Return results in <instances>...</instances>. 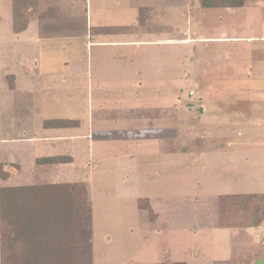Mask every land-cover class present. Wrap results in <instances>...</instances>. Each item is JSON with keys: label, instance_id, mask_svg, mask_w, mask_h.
<instances>
[{"label": "rangeland", "instance_id": "obj_1", "mask_svg": "<svg viewBox=\"0 0 264 264\" xmlns=\"http://www.w3.org/2000/svg\"><path fill=\"white\" fill-rule=\"evenodd\" d=\"M248 4L232 16L202 6L197 15L166 0L167 28L105 38L144 43L89 47L74 39L93 49L77 54L68 42L40 39L36 20L16 34L11 0H0L2 169L14 173L9 184L32 182L36 157L73 155L57 180L88 183L93 264H238L241 235L264 236V225H218L220 195L264 193V52L242 54L243 42L181 41L197 36L198 21L216 36L243 21L256 30L264 0ZM230 47L232 57L223 56ZM249 88L251 97L229 91ZM54 118L81 126L45 127ZM141 198L151 210L140 208Z\"/></svg>", "mask_w": 264, "mask_h": 264}, {"label": "trees", "instance_id": "obj_2", "mask_svg": "<svg viewBox=\"0 0 264 264\" xmlns=\"http://www.w3.org/2000/svg\"><path fill=\"white\" fill-rule=\"evenodd\" d=\"M232 0L229 4H239ZM223 4L226 0H215ZM40 0H12L13 31L21 33L36 16ZM43 36H80L83 24L78 18L67 21L51 11L39 15ZM70 119L45 120L46 127L74 126ZM69 156L41 157L36 160L32 182L9 184L10 174L0 176V257L1 264H93L92 202L85 181L56 179L59 163ZM53 178V179H52ZM140 208L151 210L146 199ZM218 225L256 227L264 220V193L222 194ZM156 264H187L164 261Z\"/></svg>", "mask_w": 264, "mask_h": 264}, {"label": "crops", "instance_id": "obj_3", "mask_svg": "<svg viewBox=\"0 0 264 264\" xmlns=\"http://www.w3.org/2000/svg\"><path fill=\"white\" fill-rule=\"evenodd\" d=\"M190 1V4H189ZM227 2H224L223 4H216L215 0H188L184 1L182 0V4L187 5L188 8L191 9V7L196 8V13L199 15V10L202 8H224V11L226 12L225 15L232 16L234 14H238L239 10H245L248 9V0H239V4H229L232 0H226ZM189 5L191 7H189ZM11 8H12V0H11ZM166 8V0H40V3L38 5V9L36 12V16L32 20H36L39 27V35L40 39H47V41H51V43H59V44H68L67 46L70 49H73L74 52L79 54L81 51L80 47H82V43H71V40L79 39L80 41L86 43L87 46L91 47L92 45L96 46H110L117 43H131V44H139L144 43L143 41H121L123 39H105L106 37H109L113 34H119L124 32H131L133 30L137 31V36L139 38L142 37L143 32H151V33H157L159 32V27H165L167 28V25L164 20L167 18V10ZM186 8V7H185ZM188 10V9H186ZM45 11H51L53 15L60 16L65 21L69 20L70 17L78 18L81 20L83 24V30L84 34L80 36H68V37H60V36H43L41 34V26H40V20L39 15H41ZM186 14H189L188 11H185ZM12 14H13V8H12ZM72 15V16H71ZM163 15V17H162ZM163 18H165L163 20ZM198 18V17H197ZM31 20V21H32ZM198 20H200L198 18ZM30 21V23H31ZM29 23V25H30ZM136 25L142 26L143 31L141 29H136ZM29 27V26H28ZM239 27V28H238ZM135 28V29H133ZM257 29L254 30V27L252 24H250L248 21H243L239 26L236 23H232V25L227 26V33L225 32L221 36H216L214 33L205 32V27L198 21L196 26H193L194 29L198 30L197 36L192 35L190 36L182 34L181 41H189V40H197V41H204V42H243L244 47L238 52H264V21H261L260 26L256 27ZM238 29H243L238 31ZM200 30H203L204 32L200 34ZM25 31V30H24ZM238 31V32H237ZM22 33V32H21ZM18 33V34H21ZM244 33V34H243ZM17 34V33H16ZM196 35V34H195ZM185 37V38H184ZM70 40V41H68ZM68 42V43H67ZM148 42V41H147ZM48 43V42H47ZM50 44V43H48ZM81 44V45H80ZM70 45V46H69ZM84 52H92V48H86ZM234 50L230 47V49L225 48L223 50V56L229 55L232 57V53ZM253 51V52H252ZM81 57V56H80ZM79 56L74 57V59L79 60ZM88 58V56H87ZM120 58V57H119ZM43 64L46 63V60H43ZM66 63V61H64ZM14 84L11 85V88H13ZM230 92L238 91L237 94L245 95L246 97L253 96L252 89H236V90H229ZM221 93H224V91H220ZM227 92V91H226ZM216 93V92H215ZM152 108L155 107H149L146 110L151 111ZM157 108V107H156ZM138 108H129V111H135ZM140 109V108H139ZM145 109V108H143ZM125 110V109H124ZM124 110H114V111H124ZM113 112V111H111ZM108 115V114H107ZM104 115L103 118L110 119V116ZM55 119V118H54ZM56 119H62V118H56ZM67 119V118H63ZM51 120V119H48ZM74 120V119H70ZM78 123L74 126H67V127H53V128H72V127H79L81 126V121L79 119L75 120ZM46 127V126H45ZM58 139H64V138H72V136H59ZM53 156H69L71 157V161L62 162L57 165V173H56V179L59 172V167L61 164L64 163H70L73 161V155L72 154H56ZM43 157H50V156H43ZM41 157H36L34 160V166L33 171L31 172V175L34 177L36 168V160ZM12 167L16 168L17 170L21 169V164L17 162H10ZM3 170H5L3 168ZM7 171L11 176L14 175V173ZM17 174V173H16ZM10 176V177H11ZM70 182V181H68ZM240 194V193H237ZM264 225V220L259 226H256L254 228H260ZM229 228H245V227H229ZM253 228V227H252ZM241 235L239 247L240 248V256L237 258V263L239 264H254L257 262V260L263 259V251H264V236L260 237V240H257L256 235L250 234V235ZM256 240L260 241L259 243H255ZM240 257V258H239ZM161 261V260H160ZM158 261V262H160ZM157 263V262H156ZM0 264H1V257H0ZM107 264H117V263H107ZM120 264H140L139 262H127V263H120ZM148 264H151V262H148Z\"/></svg>", "mask_w": 264, "mask_h": 264}, {"label": "built area", "instance_id": "obj_4", "mask_svg": "<svg viewBox=\"0 0 264 264\" xmlns=\"http://www.w3.org/2000/svg\"><path fill=\"white\" fill-rule=\"evenodd\" d=\"M190 93L192 94L193 92L191 91Z\"/></svg>", "mask_w": 264, "mask_h": 264}]
</instances>
